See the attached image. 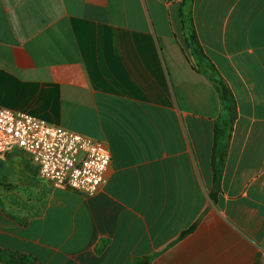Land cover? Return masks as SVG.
Listing matches in <instances>:
<instances>
[{
  "label": "crops",
  "instance_id": "crops-1",
  "mask_svg": "<svg viewBox=\"0 0 264 264\" xmlns=\"http://www.w3.org/2000/svg\"><path fill=\"white\" fill-rule=\"evenodd\" d=\"M180 2L0 0V107L111 153L92 197L0 155V183L32 190L24 214L0 201V264H264V0L188 8L229 108L182 51Z\"/></svg>",
  "mask_w": 264,
  "mask_h": 264
},
{
  "label": "built area",
  "instance_id": "built-area-1",
  "mask_svg": "<svg viewBox=\"0 0 264 264\" xmlns=\"http://www.w3.org/2000/svg\"><path fill=\"white\" fill-rule=\"evenodd\" d=\"M11 148L25 152L53 187L86 197L97 194L111 161L109 149L100 142L0 107V155Z\"/></svg>",
  "mask_w": 264,
  "mask_h": 264
},
{
  "label": "trees",
  "instance_id": "trees-1",
  "mask_svg": "<svg viewBox=\"0 0 264 264\" xmlns=\"http://www.w3.org/2000/svg\"><path fill=\"white\" fill-rule=\"evenodd\" d=\"M192 0H182L180 3V19L183 28L184 44L182 51H187L194 61L193 69L204 75L208 80L215 86L217 92L220 95V98L226 104V107L229 108V93L225 89L222 80L216 74L213 66L208 63L207 58L205 57L200 45L198 44L196 34L192 28L191 21L185 18V8L189 7ZM14 257L22 258L14 254ZM23 259V258H22Z\"/></svg>",
  "mask_w": 264,
  "mask_h": 264
},
{
  "label": "rangeland",
  "instance_id": "rangeland-1",
  "mask_svg": "<svg viewBox=\"0 0 264 264\" xmlns=\"http://www.w3.org/2000/svg\"><path fill=\"white\" fill-rule=\"evenodd\" d=\"M181 2H182V0H181ZM188 8L189 7L185 8V18L186 19H188ZM9 158L10 157H8V156H4L1 160L5 165H8L6 167H12L14 169H17V167L20 164H18L16 162L15 163L12 162V156H11V161ZM4 164H3V167H4ZM10 174L12 175L13 178H15L14 173H10ZM26 185L27 184L25 182H23L22 180L21 181H14V182H12V181L6 182L5 184L0 183V201H2L4 204L8 203V208H9L8 210H9L10 214H12V215L24 214L25 204L26 205L30 204L29 201H30L31 196H32V190L27 189L25 187ZM8 259L9 260H17V259L21 260V258H18V257H13V258H8Z\"/></svg>",
  "mask_w": 264,
  "mask_h": 264
}]
</instances>
